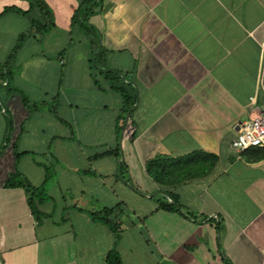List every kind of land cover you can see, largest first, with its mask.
Returning <instances> with one entry per match:
<instances>
[{
    "label": "crops",
    "instance_id": "1",
    "mask_svg": "<svg viewBox=\"0 0 264 264\" xmlns=\"http://www.w3.org/2000/svg\"><path fill=\"white\" fill-rule=\"evenodd\" d=\"M255 106L264 0H0V264H264Z\"/></svg>",
    "mask_w": 264,
    "mask_h": 264
},
{
    "label": "trees",
    "instance_id": "2",
    "mask_svg": "<svg viewBox=\"0 0 264 264\" xmlns=\"http://www.w3.org/2000/svg\"><path fill=\"white\" fill-rule=\"evenodd\" d=\"M86 2H88L90 4L93 2V0H86ZM10 9H12V8H7L4 10V12H7ZM19 11L23 14H26L28 12V11H22V10H19ZM40 11L43 13L46 12L45 9H43V8L40 9ZM32 26L35 27V30L39 34H41L47 28V25H45L44 22L39 23L35 19L32 20ZM85 29L88 32V34H90L94 38H97L98 33H97L96 29H94L92 26H86L85 25ZM99 53H97V54H99ZM97 54L92 55L91 61L94 62V64L96 62ZM5 66L7 67L8 65L6 64ZM106 73L110 77V79L113 80L114 78H116L115 73H113L112 71L106 70ZM115 88H117V87H115ZM123 95L125 97L126 107L129 108L134 102V97L133 96L131 97V94H129V93H124ZM156 166H157V161L154 160V162H152V164L150 165V168H149L150 172H152V174L154 176H156V173H155ZM30 189H31V193L33 194L35 189L32 187H30ZM32 203L33 202H30L31 207H32V211L35 212L36 208L34 207V205ZM161 206L166 210H176V206L173 204L161 202ZM117 211H118L117 209H102L99 212L91 213V216L94 220L100 221L101 223L108 226L114 232L116 239H118V237H119V228H120L118 222L115 221ZM104 264H124V263L120 257V254L118 253V251L115 248H113L105 254Z\"/></svg>",
    "mask_w": 264,
    "mask_h": 264
},
{
    "label": "built area",
    "instance_id": "3",
    "mask_svg": "<svg viewBox=\"0 0 264 264\" xmlns=\"http://www.w3.org/2000/svg\"><path fill=\"white\" fill-rule=\"evenodd\" d=\"M254 99L255 96L250 97V103L253 105ZM257 109L258 113L255 117L236 124V136L231 145L237 154L254 147L264 149V106Z\"/></svg>",
    "mask_w": 264,
    "mask_h": 264
},
{
    "label": "rangeland",
    "instance_id": "4",
    "mask_svg": "<svg viewBox=\"0 0 264 264\" xmlns=\"http://www.w3.org/2000/svg\"><path fill=\"white\" fill-rule=\"evenodd\" d=\"M29 14H30V13H27L28 16H29ZM23 34L27 36V33H26V32H24ZM18 42L22 44L21 41H18ZM41 104H42V103H41ZM36 107L39 108V110H40V109H41V110L45 109V105H43V106L36 105Z\"/></svg>",
    "mask_w": 264,
    "mask_h": 264
}]
</instances>
